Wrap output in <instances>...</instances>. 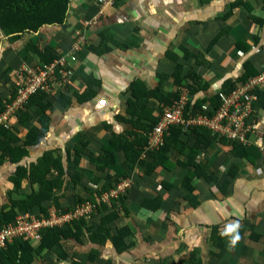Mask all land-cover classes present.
Returning a JSON list of instances; mask_svg holds the SVG:
<instances>
[{"label":"crops","instance_id":"obj_1","mask_svg":"<svg viewBox=\"0 0 264 264\" xmlns=\"http://www.w3.org/2000/svg\"><path fill=\"white\" fill-rule=\"evenodd\" d=\"M97 1L72 0L64 24L45 25L17 40L0 29L3 112L15 72L23 65L63 57L72 70L71 81L62 85L59 79L41 101L48 108L31 103L10 117L7 127L26 155L18 163L6 159L0 165V212L39 189L38 182L24 178L14 190L12 179L18 166L30 169L46 156L64 171V186L54 191L60 206L47 201L46 213L39 207L14 208V213L49 217L86 205L92 212L84 221L98 224L119 206L118 218L109 224L110 237L128 228L124 240L131 245L119 251L109 237L99 243L85 234L43 249L33 264H264V85L254 91L258 99L248 135V146L258 148L261 156L253 161L235 157L230 144L214 142L196 160L208 162L207 174L216 180L194 178L188 197L193 202L183 186L190 167L176 164L186 162L176 150L170 169L158 166L149 175L140 165L130 170L122 151L115 150V162L104 169L92 161L102 156L111 138L139 133L127 112L136 100L132 85L139 95L157 90L168 101L189 84L206 106L227 87L233 90L264 72V0H116L104 10ZM46 49L51 53L43 56ZM166 101L150 95L139 107L159 118ZM59 173L51 168L47 177ZM112 177L119 181L112 183ZM128 178L127 192L113 197L111 192ZM231 224H239L235 233H227ZM40 242L30 243L38 247Z\"/></svg>","mask_w":264,"mask_h":264},{"label":"trees","instance_id":"obj_2","mask_svg":"<svg viewBox=\"0 0 264 264\" xmlns=\"http://www.w3.org/2000/svg\"><path fill=\"white\" fill-rule=\"evenodd\" d=\"M72 0H0V29L10 36L12 39L17 40L21 34L25 32H36L45 25L53 24H64L67 20L68 13L70 10ZM116 2V0H115ZM51 53L50 49H46L43 56ZM55 58V57H54ZM50 58L46 63H50L54 60ZM190 79L197 82L199 77L195 73L190 74ZM178 75V84L179 82ZM246 81V79H245ZM132 85L133 96L136 100L129 102L127 112L134 117V127L138 128L139 133L133 134L132 138L129 136L113 137L109 144L104 148L102 156L93 159L94 163L99 164V168H103L111 165L115 162V156L113 152L115 150L122 151L126 157V163L130 170H133L137 165L144 168V173L149 175L158 166L168 168L169 163L171 164V152L181 153L185 158L186 162L176 161V164L190 167L184 180V188L189 191L188 200L191 192L195 189L192 187L191 182L194 178H200L204 176L206 181H211L216 178L208 176L207 167L208 162L197 161L196 158L203 151L208 150L214 142H222L224 144H230L232 146L231 153L235 157H246L250 160L256 159L261 156L259 149L256 147H250L239 141H231L224 136L213 134L210 129L203 126H193L191 128L183 127H170L167 134L164 135V142L158 148L148 151L146 158L142 159V148L148 142V133L152 132L154 127L157 125L159 118H155L151 115L150 110L140 108L139 106L144 103V100L150 97V95L158 97L160 101H166L158 93L157 90L147 91L144 90L142 94H138L137 89ZM190 89L192 98L199 95V90L191 87L187 84ZM201 89V87H200ZM226 93L232 91L230 88L225 89ZM11 99L15 96V90L10 91ZM51 93L37 92L29 97L28 102L24 106H28L31 103H37L40 107L48 108V104L43 105L41 101L48 98ZM176 96V95H174ZM173 96V97H174ZM46 97V98H44ZM179 95L166 101V105L172 104L177 100ZM11 100H9L10 103ZM205 99L197 97L193 104L189 103L186 112L192 114H205L212 116L214 109L221 104V94L212 99L208 109H204ZM145 104V103H144ZM48 105V106H47ZM23 106V107H24ZM22 107V108H23ZM2 105H0V114L2 111ZM186 116V114H185ZM184 137V138H183ZM191 139V141H190ZM12 140V142H8ZM14 142V145L12 144ZM17 138L10 131V128L6 125H0V165H2L6 159H10L12 162L18 163L26 155L25 149L21 145H17ZM253 155V156H252ZM44 156L39 165H32L30 169L24 166H18L13 178L14 190L19 189L21 180L28 178L31 183L38 182L39 189L33 191L27 195L26 198L13 201L12 206L9 210L0 212V226L12 223L17 215L14 213V208L20 210L32 207H39V210L46 213L47 207L43 205L44 202L51 201L57 206L58 203L57 195H54V191L62 190L64 186V171L62 166H58L57 163L51 162ZM51 168H57L60 173L56 176L47 177L51 172ZM204 172V173H203ZM128 175L126 172L122 176ZM80 178V175L77 176ZM76 176H73V181L77 184L80 180ZM48 178V180H47ZM119 177H112L110 181L113 183L114 179L118 180ZM122 178V177H121ZM111 186V185H110ZM223 191V187H221ZM124 197L120 199L122 202ZM193 202V201H192ZM119 207V206H118ZM117 206L113 209L116 213L110 216H106L101 219L100 223H87L84 218L74 219L71 222H66L62 225H56L46 227L41 231V242L38 247L31 245L29 241L15 240L9 244L6 248L0 249V261L2 264H33L35 256L40 253L43 249L53 248L55 246L61 247V241L69 238H75L79 240V236L87 234L91 241L103 243L108 237L112 240L117 250L121 251L128 249L131 243L126 244L125 238L129 236L130 231L128 228H122L117 231L115 236L110 237L112 228L109 226L111 221L117 219L120 210ZM69 210H61L63 214H66ZM73 264H83L82 262H74Z\"/></svg>","mask_w":264,"mask_h":264},{"label":"built area","instance_id":"obj_3","mask_svg":"<svg viewBox=\"0 0 264 264\" xmlns=\"http://www.w3.org/2000/svg\"><path fill=\"white\" fill-rule=\"evenodd\" d=\"M97 3L104 10L108 6H113L115 0H98ZM71 74L72 70L63 57L40 66L23 65L20 67L15 72V96L7 105L6 110L0 114V125L9 126L10 117L17 109L24 106L33 94L37 92L53 93L56 84H59V79L62 85L69 83ZM263 85L264 72L247 82L238 83L229 93H220L221 104L214 109L211 117L208 114L186 112L189 103L193 104L197 98H192L187 86L180 87L179 98L170 105L162 106L157 125L147 135L148 142L144 146L142 157H146L148 151L162 145L164 135L173 126L185 129L203 126L210 129L213 134L250 145L248 135L253 130V125L249 124V120L254 112L253 103L258 99L254 91ZM204 109H208V105L204 106ZM260 151L264 159V145L260 147ZM129 179L122 181L117 190L111 192L113 197L127 192L131 186ZM91 212L92 210L90 211L86 205H83L65 215L58 214L56 211L52 212L49 217L43 214L36 216L20 213L12 223L0 226V249L6 248L18 239L29 242L40 240L41 231L44 228L84 218Z\"/></svg>","mask_w":264,"mask_h":264},{"label":"clouds","instance_id":"obj_4","mask_svg":"<svg viewBox=\"0 0 264 264\" xmlns=\"http://www.w3.org/2000/svg\"><path fill=\"white\" fill-rule=\"evenodd\" d=\"M239 228V224H231V225H229L228 226V228H227V233H235L236 232V230ZM239 235L237 234V235H235L234 237H233V240H232V243L234 244L237 240H239Z\"/></svg>","mask_w":264,"mask_h":264}]
</instances>
